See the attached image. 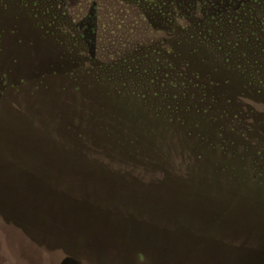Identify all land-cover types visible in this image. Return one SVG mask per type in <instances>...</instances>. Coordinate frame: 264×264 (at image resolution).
<instances>
[{"label": "rangeland", "instance_id": "rangeland-1", "mask_svg": "<svg viewBox=\"0 0 264 264\" xmlns=\"http://www.w3.org/2000/svg\"><path fill=\"white\" fill-rule=\"evenodd\" d=\"M0 264H264V0H0Z\"/></svg>", "mask_w": 264, "mask_h": 264}, {"label": "trees", "instance_id": "trees-1", "mask_svg": "<svg viewBox=\"0 0 264 264\" xmlns=\"http://www.w3.org/2000/svg\"><path fill=\"white\" fill-rule=\"evenodd\" d=\"M225 73L227 75H232L233 74V72L231 70H229V69H225ZM239 73H242V72H239Z\"/></svg>", "mask_w": 264, "mask_h": 264}]
</instances>
